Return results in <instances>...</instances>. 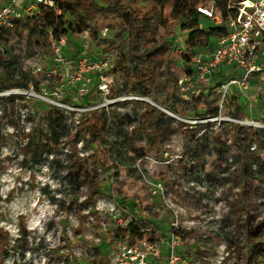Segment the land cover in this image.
<instances>
[{"label":"rangeland","instance_id":"374dc122","mask_svg":"<svg viewBox=\"0 0 264 264\" xmlns=\"http://www.w3.org/2000/svg\"><path fill=\"white\" fill-rule=\"evenodd\" d=\"M97 1L102 6L119 5L126 7L127 10L120 14H110L101 9H93L92 13L84 16L82 23L85 31L90 34L95 49L111 50L109 54L111 70L117 59V52L113 50V45H119L121 48L118 54L128 58L127 70L129 71L132 67L140 69V59L128 57L130 40L126 15L129 11L136 10V17L140 18V21L148 17L150 13L167 15L172 9V3L170 0ZM204 26L210 32L216 28L211 21H205ZM106 27L110 31L108 37L102 39L99 34ZM168 32L167 28L154 25L148 29L147 37L142 36L139 39V54L153 52L150 57L152 88L149 91L150 95L145 98L158 105L166 102L169 93L168 67L171 65L173 73L180 77L186 71L187 65L194 64L193 51L199 50L197 48L187 52L188 61L181 58L180 54H174L172 60L170 47L163 45V39ZM189 35V31L182 30L181 27L176 28L174 37L171 39V48L186 52V41ZM14 38L15 45H18L16 48L21 53V63L32 59L35 45L28 43V36L20 40ZM151 39L156 43H151ZM83 43L82 38L72 39L69 43L70 56L75 57L79 54L78 51ZM154 47L156 50H150ZM42 62L45 70L41 75L33 78L34 88H30L28 90L30 92L16 95L18 99L14 101L6 99L0 105V132L3 137L0 138V160L4 161L0 172V227L10 232L12 239V243L6 249L3 264H114L113 253L129 235L128 230L118 222L126 215L123 203L138 201L144 207L146 202L154 201L148 193L140 192L141 186L138 185L136 173L133 170L130 172L125 163L133 166L144 155L158 157L167 147L174 151H181L183 148L187 150L190 147L194 153L198 149L205 150L207 155L205 166H202L200 159L193 162L192 157L189 160L185 157L178 162L174 173L184 175L187 170L190 171V168L197 172L202 167V171L210 177L213 185L225 186L230 182L225 195L231 200L234 217L229 222H235L236 217H240L243 213L249 216L248 222L251 223L258 216L255 213L260 210L261 205H257L256 199L263 196L257 191L260 177L256 178L249 172L243 178L242 173L238 172L230 181L217 179L226 171V155L231 152L237 153L231 133H228L227 137L218 132L210 135L202 134L201 127L192 128L191 125L166 118L164 113L158 114L159 107L147 102L126 101L108 107L109 102L103 100L100 92L98 79L101 74L106 77L111 87L110 99L121 96L124 89L127 91L126 96L139 95L133 91V84L127 70L116 74L111 73L110 70L109 73L85 72L80 77L78 71L66 73L54 63L50 55L43 58ZM49 77L51 82L48 83ZM86 79H91L87 88L89 93L81 92ZM75 87H79V96L84 95L87 101L86 107L82 109L88 110L101 106L99 110H105L111 118L108 127L104 128L96 143L86 145L82 140L77 142L80 154L91 156L105 150L108 160L117 167L108 173L104 171L102 174L98 173L99 178L104 182L105 190L99 194L96 210L86 204L84 186L79 190L78 202H71L73 178L70 171L75 149L69 141L68 133L73 135L78 122L82 120L78 111L80 108H76L73 100L68 96L69 89H75ZM7 97L9 96L1 98ZM211 97L213 102L220 101V95L212 93ZM229 97L237 98L242 108L238 111L239 115L264 122L262 119L264 81H252L250 89L245 92H239L232 87ZM256 99L258 103H255ZM201 100L203 101V98ZM194 104L199 109H203V102L195 103L194 101ZM51 110L65 111L56 131L59 138L48 146L46 143L34 142L33 146L38 150L37 154H34L31 149H28L27 143L35 135V129L44 127L46 134H54L47 119V112ZM154 110L156 114L152 116ZM179 111V115L183 117L184 113ZM229 111L227 107L226 113L229 114ZM162 117H164L165 127L160 133L157 131L155 118L158 120ZM242 133V137L251 136L252 139L257 137L252 132L249 133L247 129H244ZM247 139L246 147L251 143L264 147L259 141L253 142L252 139ZM250 159L255 160L264 169V153L250 156ZM113 173L115 176L112 180ZM158 174L162 176V179H168L166 169L154 170L152 176L156 178ZM180 179H182L181 176ZM244 182L248 187L245 196V190L241 193L235 191L237 188L242 189ZM172 195L179 205L198 208L203 206V202L197 197L186 195L181 190H175ZM159 216L161 217V214L153 218ZM163 221L168 224L170 218ZM141 228H151V222L142 224ZM21 234L23 239L26 237L27 244H15L16 239L22 237ZM145 235L147 238H153L150 233ZM248 237L219 234L210 236L207 241H201V236L196 233L187 236L188 242L181 247V254L186 257L189 264H242L244 259L247 262L245 255L250 241ZM228 252L229 256L222 260V255H227Z\"/></svg>","mask_w":264,"mask_h":264},{"label":"built area","instance_id":"2783aa9c","mask_svg":"<svg viewBox=\"0 0 264 264\" xmlns=\"http://www.w3.org/2000/svg\"><path fill=\"white\" fill-rule=\"evenodd\" d=\"M42 6L54 10L58 16L61 15L59 0H0V52L2 54L5 53L2 42L10 39L9 49L16 48L18 45H15L13 37L17 40L18 27L28 17L42 14ZM226 9L225 17L214 0L198 7V11L219 29V36L214 38L215 44L212 49L195 54L191 70H186L183 75L177 77V95L184 102L188 110L187 114L182 113L183 117H181L180 109L173 111L167 105L155 104L142 95L126 96L124 94L110 99L111 87L106 77L101 74L98 79L100 92L103 100L109 102L107 106L112 107L126 101L147 102L159 107L166 118L191 125L192 128L201 127L202 134L210 135L218 132L227 137L228 133H231L234 141L235 130L243 134V130L247 129L249 133L261 135L264 141L262 120L244 117V115L236 117L231 110L229 114L226 113L227 98L232 87L239 92H245L250 88L253 76L264 81V0H227ZM109 31L108 27L102 29L100 38H107ZM76 37L82 38L84 43L80 46L81 59L76 66H72L67 52L70 49V41ZM48 41V51L45 48L35 47L34 57L21 63L22 70L31 78L30 88H34L33 78L44 72L42 61L49 55L66 73L78 71L80 77L85 72L109 73L111 55L101 54L98 48L95 49L88 31L73 34L70 29H66L60 37H56L53 30H50ZM223 67L228 69L224 72L227 80L214 86L213 80ZM47 82H51V77L47 79ZM90 83L91 79H86L81 92H88ZM170 91L169 87V93ZM22 92L30 91L13 89L0 93V97L16 96ZM211 92L220 95L219 102H213ZM194 101L195 103L203 102V109H199ZM255 103H258L257 99ZM99 109L101 106L88 110L80 108L78 111L81 116L87 113L86 111ZM191 150L189 147L187 150L183 148L181 151H174L167 147L160 156L144 155L133 164L132 168L135 169L138 185L141 186L140 192L148 193L154 201L146 202L144 207L135 201L133 203L136 208H124L126 215L118 222L128 230L129 235L113 253L114 264H189L180 250L186 244L185 242H188L187 236L196 233L201 236V241H207L210 236L219 234L243 237L248 236V225H250L252 233L258 232L264 240V169L255 160L250 159V156L264 153V147L257 143L247 146L248 168L256 178H261L257 191L263 195L256 199L257 205H261V208L255 213L258 216L252 223L248 222L249 216L246 213L236 217L235 222H229L234 217L231 200L225 195L230 182L225 186L218 183L213 185L202 168H199L197 172L190 168V171L187 170L184 175L174 173L178 162L185 157H188V160L192 157L193 162H196L195 153ZM236 151L237 153L231 152L226 155V171L217 179L230 181L240 172L241 160L238 149ZM161 168L168 172L167 180L162 179L160 174L156 178L152 176L154 170L159 171ZM261 172L263 176L260 175ZM98 173L102 174V169H98ZM177 189L186 195L197 197L203 202V206L198 208L177 204L172 195ZM235 191L241 193L243 188H237ZM159 214L161 217L153 218ZM168 217L170 222L167 224L163 220ZM148 222H151V228L142 229L141 225ZM130 225H135L137 231L133 237H130ZM146 233H150L153 238H147ZM256 240L259 239L256 238ZM222 256V260H225L229 252ZM242 264H246L245 259ZM252 264H264V242L257 247Z\"/></svg>","mask_w":264,"mask_h":264},{"label":"trees","instance_id":"16d2710c","mask_svg":"<svg viewBox=\"0 0 264 264\" xmlns=\"http://www.w3.org/2000/svg\"><path fill=\"white\" fill-rule=\"evenodd\" d=\"M212 0H170L172 3V9L169 11L167 15H163L162 13H150L148 17L140 21V18L136 17L137 11L131 10L126 15V21L128 24V32H129V58H139L141 61L140 69H136L132 67L127 70L128 58L118 54L120 50V46L113 45V50L117 52V59L115 61V65L110 70L111 73H119L126 72L129 75L130 80L132 81L133 91L139 95L144 97H148L150 95V90L152 88V72H151V54L152 51L147 53L139 54L140 42L139 39L142 36H148V29L155 25L162 26L168 29V34L164 37L163 42L165 46L170 47L171 49V59L173 60L174 54H180L181 58H184L188 61L187 52H192L195 49H199L197 51H193L194 54L198 52L204 51L206 49H212L214 47V40L219 36V29L216 27L210 31H207L204 22H209V19L201 14L198 11V7L202 5H207V3ZM218 3L219 8L222 10L223 15L226 17L227 9L226 4L227 0H214ZM59 6L61 8V15H57L56 12L50 8L43 7L42 14L28 17L17 30V40L23 39V37L28 36V43L30 45H35V47L45 48L48 51L49 48V31L53 30V33L56 37H60V35L66 30L70 29L73 34L82 33L85 31L84 24L82 23V19L85 15L92 13L93 9H101L110 14H120L124 13L127 8L120 7L119 5H107L102 6L98 3L97 0H59ZM81 8V9H80ZM181 27L182 30H187L190 32V35L186 41V52L178 50L176 48H171L172 41L171 39L174 37L176 28ZM151 43L155 44L156 41L151 39ZM206 43V45H204ZM5 53L2 54L0 52V93L18 89V90H30V76L22 70L21 65V53L17 48L9 49L10 39H6L2 42ZM204 46V47H203ZM204 48V49H203ZM150 50H156V47ZM75 57L70 56L71 53L67 52L69 59L72 62V66H76L78 61L81 59L80 51H78ZM101 54H110L111 50L104 49L100 51ZM186 70H191L192 65L189 64L185 68ZM168 84L170 87V93L167 95V107L171 110L175 111L178 108L182 110L183 113L187 114V108L184 105V102L177 95V76L173 73L171 65L168 67ZM253 81L258 80L256 76H253ZM227 78L225 79V81ZM99 82V80H98ZM224 81H221V83ZM220 83V84H221ZM79 87H75V89H69V97L73 100V104L76 108H85L87 105L86 98L84 96H79ZM90 92V91H89ZM88 92V93H89ZM127 91L124 89L121 95L126 94ZM79 96V97H78ZM85 98V99H84ZM14 101L18 99L15 96H9L7 98L0 97V105L4 103L5 100ZM227 106L231 110L232 114L236 117H239V110H242L237 98L228 97L227 98ZM158 111V110H157ZM65 111L63 110H51L47 112V119L49 122V126L51 128L52 133L46 134L44 127H38L34 131V136L28 140V149L32 150V153L37 154L36 148L34 147V142L38 143H46L47 146L51 144L53 141L59 138V134L56 132L59 127V123L61 118L64 116ZM156 111L151 114L154 116ZM158 114L163 115L161 111H158ZM263 120H264V107L262 108ZM82 120L79 121V124L76 127L75 133L72 135L69 134V141L74 146L75 153L71 159V171L70 174L73 178L71 181L72 186V203L78 202V193L82 186L86 188V199L85 202L88 204L93 210H96L98 204L99 194L105 190L104 182L99 178L98 169H102L105 173L110 172L115 165L113 166L111 162L108 160L107 152L105 150L97 152L95 155H85L84 153H79L77 149L78 140H82L86 145H91L97 142L98 137L103 133L104 128L108 127L111 118L109 114L105 110H96L88 113H83L81 115ZM157 131H160L163 124H165L162 118L158 120L155 118ZM256 136V135H254ZM252 135V137H254ZM2 137L0 132V138ZM3 138V137H2ZM1 138V139H2ZM247 138L250 137H242V134L235 130V145L239 151L240 160H241V169L242 177L245 178L247 173L250 172L248 168V159L249 153L247 151V147L245 145ZM158 144V139H156ZM251 141H259L264 145V141L261 139V135L257 134V137L252 139ZM152 142V141H151ZM1 151V146H0ZM195 160L200 159L202 166H205L207 155L205 154V150L200 151L198 149L194 155ZM123 161V160H121ZM3 159L0 160V172L2 171ZM126 168L131 172L132 170L135 173V169L128 163H125ZM117 168V167H116ZM202 168V167H201ZM263 172L260 173L262 175ZM112 180L115 176L113 173ZM248 187L246 182L243 183L244 196L246 195ZM125 209H134L136 208L135 203L133 202H124L123 203ZM248 250L246 255V264H252L254 261V256L256 249L259 245H262L261 242H257L256 238L259 240L263 237L260 236L258 232L252 233V227L248 225ZM130 236L133 237L137 231L135 225H130ZM22 237L16 239L15 244L25 243L27 244V239H23ZM12 243V239L10 236V232L6 229L0 227V264L4 263L6 249ZM182 252V250H180Z\"/></svg>","mask_w":264,"mask_h":264},{"label":"crops","instance_id":"0c3cea01","mask_svg":"<svg viewBox=\"0 0 264 264\" xmlns=\"http://www.w3.org/2000/svg\"><path fill=\"white\" fill-rule=\"evenodd\" d=\"M227 70H228V69H226V68H224V67H223V68H220V70H219V75H216V77H215L214 80H213V84H214V86H216V84L221 83V81H225L226 78H225V76H224V72H227ZM249 89H250V88H249ZM249 89H248V90H249ZM158 103H159V102H158ZM164 103L167 105L166 102H164ZM164 103H162L161 105H165ZM178 110H179V108H178ZM163 118H164V117H162V119H163ZM163 120H164V119H163ZM164 125H165V124H163L162 127H161L162 130H164V127H165ZM161 129H160V131H159L160 133H162V132H161ZM159 135H160V134H159ZM161 137H162V136H161Z\"/></svg>","mask_w":264,"mask_h":264}]
</instances>
